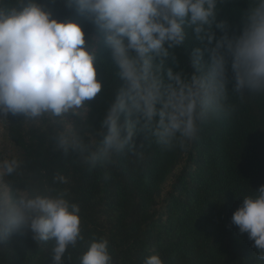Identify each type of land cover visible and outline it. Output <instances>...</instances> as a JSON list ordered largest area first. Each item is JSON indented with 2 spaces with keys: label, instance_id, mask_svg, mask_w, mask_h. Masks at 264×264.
Here are the masks:
<instances>
[{
  "label": "clouds",
  "instance_id": "obj_1",
  "mask_svg": "<svg viewBox=\"0 0 264 264\" xmlns=\"http://www.w3.org/2000/svg\"><path fill=\"white\" fill-rule=\"evenodd\" d=\"M227 2L69 0L103 30L112 80L120 81L93 128L84 120L85 104L103 85L81 25L57 19L36 0H0V119L11 114L59 124L56 146L90 169L134 151L141 131L166 149H187L201 126L233 116L230 97L241 103L248 96L264 98V0H248L241 30L232 35L227 21L217 18ZM185 42L193 44L191 73L177 53ZM23 166L17 156L0 159V242L29 229L34 241L52 242L53 264H64L69 247L84 242L80 206L55 186L68 183L64 175L49 182L36 172L25 175ZM231 219L264 261V185L243 197ZM79 264H113L108 239L88 241ZM144 264L163 261L153 254Z\"/></svg>",
  "mask_w": 264,
  "mask_h": 264
},
{
  "label": "trees",
  "instance_id": "obj_2",
  "mask_svg": "<svg viewBox=\"0 0 264 264\" xmlns=\"http://www.w3.org/2000/svg\"><path fill=\"white\" fill-rule=\"evenodd\" d=\"M36 2L59 20L79 23L84 47L95 53L103 86L86 102L84 120L98 128L120 83L112 80L104 32L89 13L80 12L69 0ZM248 8V0H228L217 18L227 21L230 35L239 34ZM215 31L219 37L220 30ZM192 47L185 42L177 50L189 73L194 71ZM203 58L209 59L206 51ZM169 66L178 70L171 61ZM228 76L226 87L231 93L230 64ZM230 102L236 105L233 116L201 126L187 149H166L141 131L134 151L126 149L113 163L92 169L74 156L66 157L56 146L59 124L11 114L0 119L7 140L24 162L22 172H36L49 182L56 173L64 175L68 183L55 186L67 189L68 198L80 206L84 242L69 247L64 264H79L87 242L101 236L109 241L113 264H144L153 254H159L163 264H264L256 259L253 240L240 233L231 219L243 197L264 185V98L248 96L241 103L230 97ZM51 249L52 242H36L25 229L0 242V264H53Z\"/></svg>",
  "mask_w": 264,
  "mask_h": 264
},
{
  "label": "rangeland",
  "instance_id": "obj_3",
  "mask_svg": "<svg viewBox=\"0 0 264 264\" xmlns=\"http://www.w3.org/2000/svg\"><path fill=\"white\" fill-rule=\"evenodd\" d=\"M17 155L18 149L7 140L4 123L0 120V159Z\"/></svg>",
  "mask_w": 264,
  "mask_h": 264
}]
</instances>
